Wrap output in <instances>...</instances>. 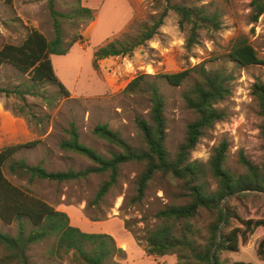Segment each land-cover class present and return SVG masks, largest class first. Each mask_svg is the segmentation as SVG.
I'll return each instance as SVG.
<instances>
[{"label":"rangeland","instance_id":"obj_1","mask_svg":"<svg viewBox=\"0 0 264 264\" xmlns=\"http://www.w3.org/2000/svg\"><path fill=\"white\" fill-rule=\"evenodd\" d=\"M75 1L55 0L54 9L67 13ZM250 2L81 0V6L93 11L92 19L60 18L63 44L73 39L77 41L66 55L51 56L54 73L66 88L67 96L55 84L44 82L33 86L27 74H21L9 65L0 66V88L9 91L30 89L36 93L25 92L23 99L13 93L8 96L0 94V146L39 140L37 146L19 151L14 159L24 160L29 165L41 163L43 168L53 172L78 171L92 165L87 158L59 148L60 140L66 138L64 130L69 123L75 125L83 145L104 157L109 158L110 153L119 151V148L94 136L92 130L96 125L106 124L129 144L138 146L141 136L135 120L138 117L148 120L150 103L147 94L140 91L128 94L124 89L134 78L144 76L141 88L155 83L165 99V146L169 157L173 158L185 137L186 126L196 119V114L186 108L182 97L196 76L180 86H170L157 75L179 72L204 63L208 70H220L231 75V93L217 106L225 113L224 119L203 132L190 153V160L203 165V181L210 192L216 189L217 181L208 171V161L221 143L227 144L224 167L229 172L235 175L245 173L239 163L241 155L253 164L261 165L264 162V139L260 134L261 119L251 87L255 82L264 84V64L244 68L225 57L236 38L243 35L264 62V14L256 23H250ZM167 4L204 5L210 10L216 9L221 14V29L217 32L201 30L198 44L187 51L185 33L178 26L179 17L170 10L158 33L137 47L131 56L100 60L93 68L92 53L97 48L122 39L124 35H135L143 24H150ZM31 29L49 41L53 39V20L47 0H13L11 4L0 0V47L6 43L20 44ZM20 107L22 114L16 112ZM143 168L142 163L122 165L116 186L97 205L93 203L95 193L108 173L91 174L84 179L61 183L38 179L28 182L25 178L11 175L8 169L4 173L14 184L66 213L70 224L82 232L105 233L119 242L124 239L127 251L124 250L120 264H174V256L154 259L142 253L145 243L141 239L147 229L158 223L156 212L165 205L182 203L180 183L158 173L149 183L143 199L132 203L135 182ZM225 202L232 214L228 223L225 221L223 225L227 224V231L242 228V222L246 220H264V193L235 195ZM210 221L211 217L206 212L196 219L195 224L201 229L202 236L206 235ZM0 230L15 233L14 226L1 223ZM262 239L264 227H259L246 244H239L238 251L221 252L220 259L227 264L235 261L264 264V260H259L256 255ZM46 249L47 244L32 246L29 252L31 262L70 264L66 259L52 262L45 255Z\"/></svg>","mask_w":264,"mask_h":264},{"label":"trees","instance_id":"obj_2","mask_svg":"<svg viewBox=\"0 0 264 264\" xmlns=\"http://www.w3.org/2000/svg\"><path fill=\"white\" fill-rule=\"evenodd\" d=\"M12 1L5 0L7 4ZM54 1L47 0L53 20V39L49 41L43 34L31 29L20 44L6 43L0 47V66L9 65L21 74H27L33 86L44 82L55 84L67 96L66 88L54 73L50 56L66 55L77 40L63 44L59 19L91 20L93 11L81 6V0H76L69 12L60 13L54 9ZM249 8V21L256 23L264 14V0H251ZM170 10L179 17L178 26L185 33L187 51L198 44L201 30L217 32L221 29V14L216 9L210 10L204 5L188 7L167 4L150 24H143L135 35H124L122 39L112 40L97 48L92 53L93 68H96L100 60L131 56L137 47L144 45L158 33ZM225 57L244 68L264 64L243 35L236 38ZM193 75L196 78L182 97L186 108L196 114V119L186 126L185 137L173 158L169 157L165 146V99L155 83L141 88L144 76L134 78L124 89L128 94L136 91L147 94L150 103L148 120L141 117L135 120L141 136L138 146L129 144L106 124L96 125L92 130L93 135L119 148V151H112L109 158L104 157L83 145L75 125L69 123L64 130L66 138L60 140L58 146L62 151L73 152L90 160L92 165L83 170L53 172L47 171L41 163L29 165L24 160L14 159L19 151L37 146L39 140L0 149V223L15 227L14 234L0 230V264H33L29 252L32 246L38 244H47L45 255L52 262H63L66 259L70 264H120L125 252L116 245L112 236L105 233H85L72 226L66 213L56 210L27 189L14 184L6 177L4 170L8 169L11 175L18 179L25 178L28 182L38 179L57 183L84 179L91 174L108 173L107 179L95 193L93 203L97 205L116 186L120 167L131 162L144 165L135 182L132 203H139L143 199L149 183L158 173L180 183L182 203L165 205L156 212L158 223L147 229L141 239L145 243L144 253L154 259L174 256V264H227L220 259L221 252L238 251L239 244H246L255 229L264 227V220H246L242 222V228L228 231L227 224L220 228L224 209L227 211L226 223L232 217L224 200L228 196L264 193V162L255 165L241 155L239 163L244 167L245 173L235 175L224 167L227 144L223 142L213 150L208 161V171L217 181L216 189L212 192L208 190L203 181V165L191 161L190 153L203 132L224 119L225 113L217 106L231 93V75L220 70H208L204 63H200L157 77L170 86H180ZM25 92L36 94L34 91L30 92V89L9 91L0 88V94L8 96L13 93L21 99ZM251 94L257 102L261 119L259 130L264 139V84L255 82L251 87ZM16 112L22 114L23 109L20 107ZM202 212L211 217L205 236H202L201 229L195 224ZM256 255L259 260H264V239L258 243ZM231 264L251 263L235 261Z\"/></svg>","mask_w":264,"mask_h":264},{"label":"crops","instance_id":"obj_3","mask_svg":"<svg viewBox=\"0 0 264 264\" xmlns=\"http://www.w3.org/2000/svg\"><path fill=\"white\" fill-rule=\"evenodd\" d=\"M71 50V49H70ZM69 50V51H70ZM51 56H53V55H51ZM51 56H50V59H51ZM1 111V110H0ZM1 114V113H0ZM27 142V141H26ZM26 142H24V143H26ZM15 144H20V142H16V143H9V144H6V145H3V146H0V149H2V148H4V147H7V146H11V145H15ZM114 240L116 241V243H117V245H118V247H120L121 249H123V250H125V251H127V248H126V241L124 240V239H121V241L119 242L116 238H114ZM142 253H144V252H142ZM143 255V254H142Z\"/></svg>","mask_w":264,"mask_h":264},{"label":"water","instance_id":"obj_4","mask_svg":"<svg viewBox=\"0 0 264 264\" xmlns=\"http://www.w3.org/2000/svg\"><path fill=\"white\" fill-rule=\"evenodd\" d=\"M230 196H228L227 198H229ZM226 198V199H227ZM225 201V200H224ZM224 201H223V203H224ZM222 207H223V204H222ZM225 221H226V212L224 211V218H223V221H222V224H221V226H220V228H222L223 227V225H224V223H225ZM215 249H216V247L213 249V251L212 252H214L215 251Z\"/></svg>","mask_w":264,"mask_h":264}]
</instances>
